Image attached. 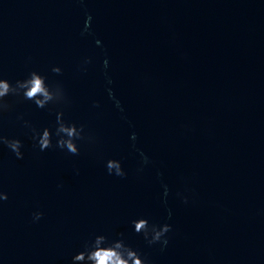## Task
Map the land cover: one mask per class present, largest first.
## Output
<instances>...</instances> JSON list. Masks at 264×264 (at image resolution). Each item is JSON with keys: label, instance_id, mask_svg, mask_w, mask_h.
I'll return each mask as SVG.
<instances>
[{"label": "water", "instance_id": "95a60500", "mask_svg": "<svg viewBox=\"0 0 264 264\" xmlns=\"http://www.w3.org/2000/svg\"><path fill=\"white\" fill-rule=\"evenodd\" d=\"M33 69L67 99L6 98L0 135L25 154L0 143V264H73L97 232L150 264H264V0H0V77ZM61 107L85 125L78 154L41 151L24 123L54 127ZM139 216L173 225L166 247Z\"/></svg>", "mask_w": 264, "mask_h": 264}, {"label": "clouds", "instance_id": "9594fccd", "mask_svg": "<svg viewBox=\"0 0 264 264\" xmlns=\"http://www.w3.org/2000/svg\"><path fill=\"white\" fill-rule=\"evenodd\" d=\"M92 15L89 13L85 20L84 31H88L91 27ZM83 34V33H82ZM97 45H101L100 39L96 40ZM90 57L85 61H90ZM105 69L109 67V59L105 57L103 61ZM53 71L60 73L63 71L61 66L55 65ZM107 75V72L105 73ZM108 83H112V78L108 76ZM112 94V89H108ZM9 96H15L24 100L32 101L38 108H46L49 105H62L66 103V91L59 82H49L45 73L33 69L23 78H17L14 82L7 77H0V113L8 111L11 105L6 100ZM99 104V101H95ZM117 106L121 102L116 100ZM123 110V109H121ZM30 127L31 139L41 151L47 150L50 147H58L72 154L80 152V141L86 138L85 125L77 123L73 120L65 119L64 109L61 107L56 114V122L54 127L44 125L36 127L31 122L25 121ZM137 134L132 133V139H136ZM93 139L91 136L87 137ZM0 143L5 144L14 152L17 158L24 157V141L18 136L0 135ZM143 163L149 162V157L143 154ZM106 168L109 174L124 177L128 173L124 167L122 158L110 157L106 160ZM142 170V166H141ZM160 175H163L161 173ZM165 196L169 191L167 184L164 185ZM178 195H182L178 193ZM8 199V193L0 190V201ZM185 202L188 197L183 196ZM44 213L35 211L33 217L39 220ZM171 217V212H169ZM134 230L137 233H142L148 244L159 243L161 247H166L169 243V233L173 227L168 222L156 223L151 222L146 216H139L132 220ZM73 264H150V261L145 258L143 253L126 242L123 232L118 233L115 237L109 236L104 232L94 233L88 240L85 241L82 250L77 251L72 256Z\"/></svg>", "mask_w": 264, "mask_h": 264}]
</instances>
